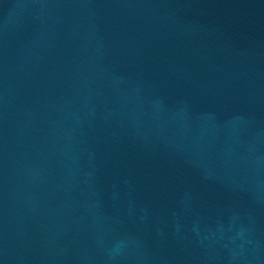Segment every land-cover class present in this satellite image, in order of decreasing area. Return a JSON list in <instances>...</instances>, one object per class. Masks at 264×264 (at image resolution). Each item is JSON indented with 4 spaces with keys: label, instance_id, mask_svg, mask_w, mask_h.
<instances>
[{
    "label": "water",
    "instance_id": "95a60500",
    "mask_svg": "<svg viewBox=\"0 0 264 264\" xmlns=\"http://www.w3.org/2000/svg\"><path fill=\"white\" fill-rule=\"evenodd\" d=\"M0 264H264V0H0Z\"/></svg>",
    "mask_w": 264,
    "mask_h": 264
}]
</instances>
